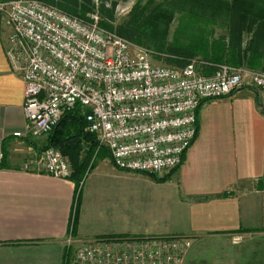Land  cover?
<instances>
[{"label": "crops", "instance_id": "0c3cea01", "mask_svg": "<svg viewBox=\"0 0 264 264\" xmlns=\"http://www.w3.org/2000/svg\"><path fill=\"white\" fill-rule=\"evenodd\" d=\"M10 30L0 14V264H63L88 238L264 234V114L247 87L201 103L197 136L165 181L99 159L75 221L77 183L38 167L48 135L27 134Z\"/></svg>", "mask_w": 264, "mask_h": 264}, {"label": "built area", "instance_id": "2783aa9c", "mask_svg": "<svg viewBox=\"0 0 264 264\" xmlns=\"http://www.w3.org/2000/svg\"><path fill=\"white\" fill-rule=\"evenodd\" d=\"M0 14L11 29L7 56L25 83L29 136L48 135L79 105L86 130L119 169L163 178L194 142L203 101L247 87L264 114V71L220 65L207 76L196 59L155 64L150 50L102 27L98 13L80 18L41 0L0 2ZM38 167L59 178L73 172L55 147L42 151ZM191 246L183 235L88 238L63 264H183Z\"/></svg>", "mask_w": 264, "mask_h": 264}, {"label": "trees", "instance_id": "16d2710c", "mask_svg": "<svg viewBox=\"0 0 264 264\" xmlns=\"http://www.w3.org/2000/svg\"><path fill=\"white\" fill-rule=\"evenodd\" d=\"M4 1L8 0H0ZM41 1L57 6L68 14L80 18L87 17L79 10V0ZM84 2L90 4L92 0ZM152 3L149 1L141 5L138 2L134 5L128 20L117 27L116 33L146 47L156 58L163 59L166 64L172 66L184 67L196 59L200 62V70L207 76L213 75L220 65L257 68L262 64L264 0H164L156 5ZM177 7L186 10L181 9L183 16L179 19L173 40L168 41ZM104 11V14L108 12ZM217 18L222 19L226 33L215 39V31L210 29L209 25H213V20ZM100 25L106 29H114L102 18ZM87 124L82 107L76 106L66 112L48 134L45 147L58 148L71 159L73 174L70 178L78 185L75 221L78 217L83 180L95 165L92 164L89 169L92 156L82 157V152L85 145L89 144L92 152L98 146L96 136L86 130ZM148 175L157 181L169 178Z\"/></svg>", "mask_w": 264, "mask_h": 264}, {"label": "rangeland", "instance_id": "374dc122", "mask_svg": "<svg viewBox=\"0 0 264 264\" xmlns=\"http://www.w3.org/2000/svg\"><path fill=\"white\" fill-rule=\"evenodd\" d=\"M84 1L85 0H79V10L82 11L81 13L83 15L86 16L89 13L96 12L100 15V19L102 18L105 22L114 27L113 30H108L117 32V27L128 20L131 9L138 2L141 5H145L149 1H152V4L156 5L164 0H92L90 4ZM181 9L183 11L186 10L181 7L175 8L177 12L174 15L175 20L170 26L168 41L173 40L175 30L179 25V19L183 16L180 13ZM104 10L108 12L106 11L107 13L104 14ZM109 15H111V17ZM214 20L213 25H209V28L214 29V36L215 39H217L219 35L225 34L226 31L225 27L222 25V19L217 18L215 21ZM151 59L155 64L172 66L166 64L163 59L156 58L154 55L151 56ZM262 59H264V57H262ZM261 63L262 64L257 68H249L246 66H243V68L264 71V60H262ZM96 139L98 141V146L93 149L94 153L91 151V146H89V144L88 146L85 145L82 152V157H86L87 155H90V157L92 156L88 166L89 169L92 164H96L99 159L107 156V149L100 146L97 136ZM46 144L47 139L45 140L44 147L47 146ZM64 155L68 158L72 166L70 157L66 154ZM190 239L192 240V238ZM183 264H264V234L249 233L244 235L242 233H233L229 235L206 236L197 240H192V246L185 254Z\"/></svg>", "mask_w": 264, "mask_h": 264}]
</instances>
